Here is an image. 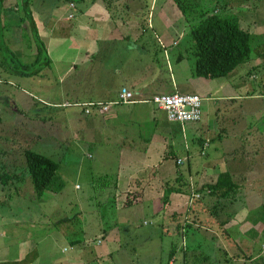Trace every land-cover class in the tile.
<instances>
[{"label": "rangeland", "instance_id": "374dc122", "mask_svg": "<svg viewBox=\"0 0 264 264\" xmlns=\"http://www.w3.org/2000/svg\"><path fill=\"white\" fill-rule=\"evenodd\" d=\"M88 1L90 0H86V2ZM142 1L145 4L143 10H145L148 18L150 11H152L151 1ZM241 1V6H230L226 11L227 14L239 15L246 9L243 13L245 23L243 28L250 27L253 17H255L253 23L257 24V29L262 30L264 27V8L260 19L253 11L259 8L264 0ZM16 2V0H6L5 5L16 7ZM236 3H240V0H237ZM203 5L206 6L205 8L211 7L210 2L204 0H190L185 3V6L188 7L186 10L189 11V17L195 15L197 19L186 20L185 15H183L184 40L180 47L169 51L168 59L154 38L153 29L149 27L139 42L130 40L101 44L99 56L96 59L98 64L93 62L92 66L93 60H91L85 71L80 69L77 71V75L82 76L85 80L81 84L83 85L81 86L82 92L87 95V88L92 86L95 76L100 82H107V85L116 86L118 81L112 79L111 73L117 72L118 78H123L129 74L131 76L136 74L137 68L146 67L152 61L164 67V74L169 82L156 87L155 92L157 94L173 92L171 91L173 87L171 86L172 71L169 70L167 63L169 61L174 66L176 74L174 80L186 82L189 80V76H194L196 57L191 28L193 24L198 23V15L201 13ZM125 6V8L128 7ZM33 7L37 12H41L42 9L45 10L44 20L49 22L52 6L48 0L34 1ZM79 7H84V3H79ZM209 10H213V8ZM111 11L116 19L123 15L121 11L124 12L122 6L118 7V4H113ZM179 11L183 14L181 9ZM8 12H15V10ZM127 13L124 16L129 17L130 15L136 20V16L131 15L132 13L128 11ZM139 17L142 21L143 16L140 15ZM74 22V20L67 19L63 24L70 26ZM158 25L159 22L155 25V31H160ZM143 27L145 28V26ZM143 27L141 30L144 29ZM13 33L14 29H11L6 34L16 39ZM2 34L4 37L3 29H1L0 35ZM18 38L21 42H18L17 48L10 39L0 40V48H3L2 55L8 60L10 56L6 51L7 48L14 53L20 62L32 63L34 58L29 56L31 40L22 31L19 32ZM112 44L114 46L112 52H108L106 47ZM18 49L24 50L27 58L21 57L20 53L17 52ZM180 54L185 57L184 63L177 66L180 63L178 61ZM257 55L258 53L254 50L251 55V62H254ZM15 57L10 61L15 62ZM252 67L253 64L251 63L242 64L228 79L235 77L238 73L241 76L253 77L248 74L252 71ZM262 70L264 69H261V72H263ZM98 73H106L108 79H104ZM247 77L243 79L248 84V91L254 93L255 90L253 89L261 84L259 83L261 78L253 83ZM75 79L76 77L73 78V80ZM0 83V118L2 119L0 120V170L5 166V173L10 178H13L15 174H22V169L26 166L23 152L30 149L59 163L58 173L64 182V188L60 193L46 192L39 198L29 184H27L28 186L21 185L22 190L20 191L17 190L20 184L15 180L11 179L9 187L0 180V193H2L0 200V203L2 202L0 204V263L9 260L8 263L1 264L15 262L11 259L3 260L2 255L6 250H1L2 247L6 244L23 243L26 237H33L36 238V242H43L39 249L48 250L45 260L52 259V264H169L173 261L170 258L172 250L175 251L174 255L177 258L175 264H183L182 258L184 256H187L186 264H233L232 261L235 260L233 254H235L236 251L234 250L237 246L230 241L229 244L224 243L226 238L222 237L223 229L219 227L218 223L208 224L210 222L208 210L211 208L213 200L204 197L200 201L193 199L195 202H190L192 193L197 192L202 187L198 185V177L207 173L204 171V167L210 159V155L217 154V150L221 156L226 153L225 147L217 148V140L213 141L211 146L205 150L207 156L198 155V163L192 161L190 165L188 163L182 166L178 165L176 157L184 153L180 149L172 148L171 153L168 151L166 153L167 158L160 164L149 166L150 176L148 175L144 181L125 179L129 175L131 176V173H128L129 175H126L123 180L122 177L125 173L119 162L121 142L114 138L117 135L110 129L104 128L102 125L99 126L98 122V128L95 131L86 130L84 126L87 122L94 121L92 119L96 116L97 109H92V114L86 115L83 112L84 107H73L76 101L61 96L66 83L60 85L56 80L54 88L47 91L53 92L49 97L50 100H53L54 96L58 99L50 102L56 106H46L47 102L38 100L40 96L37 94V99L31 96L33 92L30 88L32 87L29 84L24 85L21 76L8 77L5 83L1 79ZM43 84L50 86L46 82ZM98 84L99 82H95L92 87L96 88ZM257 90H259L258 86ZM45 94L46 91L44 90L43 95L45 96ZM114 96L118 97L117 94ZM8 99H14L19 110L14 112V109L8 104ZM205 100L203 101V112L207 111L209 118H211L215 107L222 105L216 102L210 103L208 102L209 99L208 101ZM252 102L257 106L256 117L249 116L247 120L250 117L255 118L252 123L264 126V97L256 98ZM258 113L261 115V119L257 117ZM213 121L215 122V120ZM4 123L6 124V132L3 129ZM172 125L176 128L184 126L178 123H172ZM139 126L138 129L141 132L155 130L152 124L147 126L140 124ZM189 133L191 134L190 130ZM231 143L229 142V144ZM233 143L235 146L240 145L239 141ZM230 167L233 166H225L227 171L230 170ZM166 170L170 171V174L165 175L163 172ZM232 174L235 176L234 173ZM149 177L150 181L148 180ZM247 180L245 183L244 181H237L239 186L237 192H264V177L261 180H255V182L250 181V183ZM137 182L143 184H140L139 188H135ZM248 183L252 186L258 183L263 190H251L252 187L250 189ZM168 188H182L183 193L173 194L170 197V203L164 206V193ZM260 201H264V198H261ZM222 203L228 205L221 209L219 216L222 218L231 215L233 209L239 206L230 205L225 200ZM245 204L246 207L255 208L248 211L249 214L239 212V216L242 215L244 220L246 219L245 225L247 227L237 228L244 230L250 226L252 229L253 226L257 225L256 220L260 217L258 199L246 198ZM175 209H177L178 214L182 215L177 216L176 222L172 217ZM236 215L238 216V214ZM233 218L230 219V222ZM197 223L200 226L207 225L200 230L201 235H190L188 241L186 240L187 243H185L184 235L187 232L182 236L177 227L183 225L188 231ZM187 225L190 227L188 228ZM232 228L233 225L229 227V232L234 235L236 229ZM213 232L218 238L212 234ZM249 233L251 234L252 231ZM255 234L258 236V231ZM255 234L254 240H256ZM77 240L81 243L72 245ZM263 241L264 238L260 237L255 241L257 244L253 246L246 244L245 259L238 264H264V259L256 263L248 259L249 253L251 254L249 250L256 248L260 252ZM240 242L243 240L240 239ZM242 246L244 247V244ZM184 249L187 250L184 251ZM78 254L79 259H77ZM228 255L232 258L228 259Z\"/></svg>", "mask_w": 264, "mask_h": 264}, {"label": "crops", "instance_id": "0c3cea01", "mask_svg": "<svg viewBox=\"0 0 264 264\" xmlns=\"http://www.w3.org/2000/svg\"><path fill=\"white\" fill-rule=\"evenodd\" d=\"M16 1V7H11L5 5V0V12L2 15L1 29L4 30V37H2V39H10L17 48L18 42H21L20 38L17 39V37L21 31L23 14L20 7L21 0ZM34 1L38 0H31L33 17L36 21L41 37L44 38L47 43L48 54L52 63L51 67L45 69L40 76L22 77V83H24V85L29 84L30 87H32L29 88L33 92L31 93V96H34V98L37 99V95H39L40 97L38 100L47 102L46 106H56L50 102L58 99L54 98V96L53 100H50L49 97H51L53 92H47L54 88L56 80H58V84L60 85L66 83L65 90L61 93V96L63 95V97L66 96L71 101H76L74 104L96 102L108 106V109L105 111L101 109L97 110L95 113L96 116L92 119L94 121L87 122L84 127H86V130L88 131H95L98 128L99 123V126L102 125L104 128L110 129L111 132H114L117 135L114 136V138H117L121 142L119 162L120 165L123 166V172L125 173L122 177L123 180L126 175H129L128 173H131V176L129 175V177H126L125 179L140 180V182L144 181L148 175L150 176L149 166L160 164L161 161L167 158L166 153L168 151L171 153L172 148L180 149L182 153H184L177 155L176 160L183 159L185 163H188L189 165L192 161L193 163H198V155H206L205 150H207L213 141L216 140L218 141L217 148L225 147L226 153L221 156L217 150V154L210 155L211 157L204 167V171H207V173L202 176L199 175L198 177L199 186H203L207 183H214L219 174L223 173L224 170L225 172L227 171V168H225L226 165L233 166L230 167V170L228 171L231 174H235V176H233L235 181H244L245 183L248 178L247 182L250 183V181L255 182V180H261L264 177V126L252 123V120L255 118L250 117L247 120V117L249 116L256 117L255 113L257 106L252 101L256 98L264 97V70L261 72V69H264V59H260V55L256 56L254 62H251L252 58L248 62L253 64L252 71L248 72V74L253 77L241 76V74L238 73L235 77L230 79H228V77L208 80L191 75L186 82H180L178 79L174 80L176 78L174 66L168 61L167 66L169 70L172 71L171 86L173 87L171 91L173 92H170L167 95L175 93L198 94L204 99V101H206L205 99H207V101L209 99L208 102L210 103L216 102L221 103L222 105H217L215 107L211 118H209L208 112L206 111L205 113L203 112V118L200 122L188 123L182 126V128L180 126V128H176L168 121L165 113L157 110L149 101L156 95H166L157 94L155 92L156 87L165 82L169 83L164 74V67H161L159 63L157 64L155 61H152L146 67L140 66L139 69L137 68L136 74L131 76H129L130 74L125 75L123 78L119 77L120 79L118 78L117 72L111 73L110 76H112V79L118 81L116 86L107 85V82H100L98 77L95 76L92 86L95 82H99L98 87L95 88L88 85L90 87L87 88V95L82 92L81 87L83 86L81 84L85 80L82 76L77 75L79 69L85 71L86 66L90 64L91 60H93V66V62H96V59L99 56L101 44L114 43L115 41L126 42L130 40L133 42H139L144 33L148 31V27L153 29L154 38L158 41L157 43H159L158 45L160 49L164 51V55L168 59L169 51L180 47L185 36L184 30H182L184 27L183 14L179 11L174 0H149L151 1L152 11H150L148 18L145 10H143L145 4L142 0H117L116 4H118V7L122 6V9L124 10V12L121 11V14L123 15H121L120 18L117 17V19L114 17L113 13H111L112 11H109L105 7L102 0H90L84 2V7L81 8L79 5L74 4L77 13H75L76 16L71 19L75 22L70 26L63 24L69 19V14L72 13V10L70 11L69 9L71 8L70 4V6L63 5L57 7V4H61V0H48L52 8L50 10L51 17L49 18V22H47L44 20L45 10L42 9L41 12H37L33 7ZM125 5L128 7L125 8ZM263 8L264 1L260 4L259 8L253 11L258 19L261 18ZM13 9L15 12H8ZM81 10L83 12L79 13ZM154 10L155 12L153 13ZM127 11L132 13L131 15L136 16V20L130 15L129 17H127V15L124 16V14H128ZM245 11L246 9L238 15L242 27L245 25L243 17ZM140 15L143 16L142 21H140ZM41 17L43 18L41 19ZM254 21L255 17H253V22ZM157 22H159L158 28L160 31H155V25ZM253 22L246 30L255 34H263L264 27H262V30H259L256 28L257 24H254ZM143 26H145V28ZM141 27L144 29L141 30ZM11 29H14L13 34L16 36V39L9 37L6 34L9 33ZM70 31L72 32L71 34L69 33ZM112 47H114L113 44L106 47L108 52H112ZM29 50V56L35 58L37 54L36 46H30ZM17 52L20 53L19 55L21 57L27 58L24 50L18 49ZM182 55L183 54H180L178 56V61L180 63L177 66L184 63L185 57ZM96 63L98 64V62ZM98 74L104 79H108L106 73ZM8 77L12 78L13 75H10L7 72L4 57L0 51V78L4 80L5 83L7 82ZM75 77L76 79L73 80ZM244 77H247V79L249 78L253 83H255V80H260L261 78V82H259L261 84H256L259 90H257V86H255L253 89L255 90L254 93L248 91V84L244 81ZM44 82L50 86H44ZM123 88H127L135 94L134 103H120V93ZM44 90L46 91L45 96L43 95ZM114 94H117L118 97L116 98ZM8 104L14 109V112L19 110L17 102L14 99H8ZM257 117L259 119L262 118L259 113ZM0 120L2 119L0 118ZM213 120H215V122ZM140 124L146 126L152 124L155 130L141 132L138 129L140 128ZM3 129L6 132L5 123ZM189 130L191 131V134L189 133ZM237 141L240 142V145L235 146L233 142ZM229 142L232 143L229 144ZM211 171L213 172L211 173ZM163 173H165V175L170 174V171L166 170V172ZM241 175L243 177H240ZM209 178L213 180H207ZM148 180L150 181V177ZM140 182H137L138 184H136L135 188H139L143 184ZM249 183L248 186L250 189L252 187L251 190H263L258 183L254 186ZM246 193L248 196H252L248 197ZM246 193L238 192L235 202L230 204L239 205L236 208H239V210L233 209L231 213L234 214V218H230H233L231 222L230 219L227 221L224 225L225 231H222V233L226 232V235H223L224 233L222 234V237H224V239L226 238L224 243L229 244L230 241L237 246L234 251H236L235 254L238 259L233 258L235 259L232 261L233 264H238L240 261L244 260L246 244L248 246L257 244L258 241H255L261 237L264 229V225L261 223L253 226L252 229L251 226L245 230L237 228L247 227L245 225L246 219L244 220L242 215L239 216V212L242 211L241 213H248V211L255 208L252 206L246 207V198L258 199L260 205L258 206L259 208L264 205V201H260L261 198H264V192ZM174 212H177V209H175ZM197 212H199V210H197ZM236 214H238V216ZM196 217L198 218L197 215ZM223 219L225 221L228 218L225 217ZM193 222L196 223V221ZM212 222L216 221L212 220ZM208 224H210V222ZM232 225L233 228L236 229V234L234 235L229 232V227ZM203 227L204 225L200 226L199 223H197L194 228L199 230H195L196 232L194 236L201 235L200 230H202ZM213 227L215 226L213 225ZM249 231H252V233L250 234ZM257 231L259 234L258 236L255 234ZM212 234H214V232ZM254 234L256 240L253 239ZM108 236L107 233V237ZM186 238L188 241V237ZM186 238L185 243H187ZM216 238H218V236ZM240 239H242L243 242H240ZM41 244H43V242H36V238L33 237H26L24 238L23 243L17 245L6 244L1 249L6 250L2 255V258L3 260L11 259L15 261L11 264H21L20 261H23L29 252L38 251V255H33L27 264H52L51 260H45L48 255V250L39 249ZM242 244H244V247ZM257 250L258 249L256 248L249 250L251 254L249 253L248 259L253 263L264 259V242L260 246V252ZM230 257L231 256L228 255V259H230ZM240 257H242V259ZM79 258L80 256L78 254L77 259ZM172 260L173 261H171L170 264H175L177 261L176 255L173 256ZM186 260L187 256H184V258H182L183 264L187 263ZM8 261L9 260L2 261L1 263H8Z\"/></svg>", "mask_w": 264, "mask_h": 264}, {"label": "trees", "instance_id": "16d2710c", "mask_svg": "<svg viewBox=\"0 0 264 264\" xmlns=\"http://www.w3.org/2000/svg\"><path fill=\"white\" fill-rule=\"evenodd\" d=\"M61 4H57V7L63 5H79V3H84L86 0H61ZM96 1V0H92ZM117 0H102L105 7L111 11V6L116 4ZM179 9L182 10L183 15H185L186 20L197 19V16L189 17V11L185 3L190 0H174ZM205 2H210L211 7L205 8L203 5L201 13L198 15V23L193 24L191 28V33L194 40V55L196 57L195 67H194V76L198 78H204L208 80H216L228 78L231 76L242 64L248 63L251 60V55L253 51L258 53L264 59V33L255 34L251 33L248 30L244 29L241 25V20L238 15H228L227 9L233 5V7L241 6L240 3H236L237 0H204ZM216 1V2H215ZM5 0H0V33L2 27V15L5 12L4 9ZM69 5V6H70ZM69 8L74 16H76V6ZM188 5V4H187ZM213 8V10H209ZM21 10L23 18L21 20V31L28 35V39L31 40L29 43L30 46L35 45L37 49V54L32 63L20 62L16 59L14 53L9 49L8 60L4 57L6 70L10 75L21 76V77H35L40 76L42 72L51 67V59L48 54L47 43L44 38L41 37L38 30L36 21L33 17V11L31 8V0H21ZM81 10L79 13H82ZM69 14V16H70ZM68 16V17H69ZM67 17V18H68ZM192 19V20H193ZM71 20V19H69ZM72 21V20H71ZM0 35V40L2 39ZM1 53L3 48H0ZM15 62L10 60L14 59ZM203 118V115H202ZM202 120V119H201ZM200 120V121H201ZM199 121V122H200ZM198 123V122H196ZM23 158L25 161V168L22 169V174H15L13 178H10L6 171V167L3 166L0 170V180L5 183L7 187L11 184V179L18 182L20 185L17 190H22L21 185L29 184L37 197H42L46 192H51L58 194L64 188V182L59 176L60 165L53 159L36 153L32 150H25L23 152ZM28 177V178H26ZM239 189L237 181L233 178V175L229 172H223L219 174L217 180L214 183L204 184L200 190L193 192L190 198V202L193 199L202 200L204 197L211 198V208H209V219L210 224L212 220H215L219 227L224 229V225L227 221L233 217L234 214L227 216V220L219 216L221 209L227 207L228 205L222 203L223 200L233 204L237 198V190ZM182 188H168L164 193V206L170 203V197L175 193H183ZM196 197L195 195H198ZM0 193V200H1ZM11 196V195H8ZM7 196V197H8ZM12 198V197H9ZM195 202V201H193ZM192 202V203H193ZM2 203V202H1ZM0 203V204H1ZM214 203V204H212ZM191 207V206H190ZM194 210V208H193ZM260 217L256 220L257 224L261 223L264 225V205L259 209ZM178 212H174L173 219L176 222ZM67 220V219H65ZM219 220V221H217ZM222 220V222H221ZM207 224L204 225V227ZM188 228L190 225H187ZM181 235L184 233L187 234L185 238L190 235H195L194 226L190 229H187L181 225L177 227ZM223 235H226V232H223ZM199 234V233H198ZM262 239L264 238V229L261 235ZM184 238V239H185ZM187 240V238H186ZM79 240L73 242L72 245L79 244ZM264 242V241H263ZM81 243V242H80ZM187 249H184L186 251ZM36 252H29L23 261H20L21 264H27V262L37 254ZM175 251H171L170 258L172 259ZM38 255V254H37ZM233 258L238 259L236 254H233ZM241 258V257H240ZM245 259V258H244ZM52 259H48L50 261ZM263 261V260H262ZM170 264V263H169Z\"/></svg>", "mask_w": 264, "mask_h": 264}, {"label": "built area", "instance_id": "2783aa9c", "mask_svg": "<svg viewBox=\"0 0 264 264\" xmlns=\"http://www.w3.org/2000/svg\"><path fill=\"white\" fill-rule=\"evenodd\" d=\"M71 7H74L71 4ZM74 14H70L69 19H73ZM176 45V43H175ZM1 82V78H0ZM135 94L127 88H123L120 93V103H134ZM157 110L165 113L167 119L171 123L188 124L196 123L202 119L203 101L204 99L198 94H182L175 93L170 95H156L149 100ZM74 107H84L83 112L87 115L92 114V109L107 110L108 106L102 103L89 102L87 104H73ZM185 161L178 159L177 164L182 166ZM199 197L198 195H195Z\"/></svg>", "mask_w": 264, "mask_h": 264}]
</instances>
